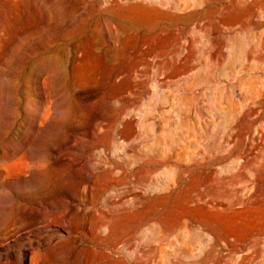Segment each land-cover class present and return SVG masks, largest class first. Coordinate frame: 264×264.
I'll use <instances>...</instances> for the list:
<instances>
[{"label": "rangeland", "instance_id": "1", "mask_svg": "<svg viewBox=\"0 0 264 264\" xmlns=\"http://www.w3.org/2000/svg\"><path fill=\"white\" fill-rule=\"evenodd\" d=\"M0 264H264V0H0Z\"/></svg>", "mask_w": 264, "mask_h": 264}]
</instances>
